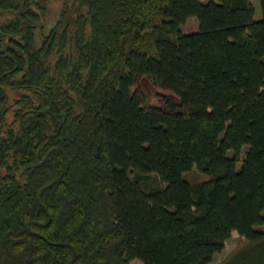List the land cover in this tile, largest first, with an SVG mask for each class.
<instances>
[{"label":"trees","instance_id":"trees-1","mask_svg":"<svg viewBox=\"0 0 264 264\" xmlns=\"http://www.w3.org/2000/svg\"><path fill=\"white\" fill-rule=\"evenodd\" d=\"M43 1L0 0V264H210L234 232L263 240L264 0L259 20L65 0L46 34ZM146 78L175 98L149 104Z\"/></svg>","mask_w":264,"mask_h":264},{"label":"rangeland","instance_id":"rangeland-1","mask_svg":"<svg viewBox=\"0 0 264 264\" xmlns=\"http://www.w3.org/2000/svg\"><path fill=\"white\" fill-rule=\"evenodd\" d=\"M201 2H207L209 0H200ZM65 0H44L45 15H44V34H46L52 27L55 26L60 18ZM251 4L254 8V19L259 20L261 17L258 0H251ZM198 30V23L194 18H190L181 27V31L184 34L196 32ZM38 36V34H37ZM147 98V102L155 107H161V97L175 98L172 93L162 91L158 89L153 82L146 78L139 86ZM9 120L11 117L9 116ZM247 148H242L240 157L243 159ZM232 155L231 152L228 153ZM3 174V170L0 171ZM184 179L190 184L204 182L208 179L207 176L198 172L193 168L189 173L183 175ZM256 230L264 231V227H257ZM210 264H264V239L257 243H249L243 237L237 233H232L229 240L224 244V249L220 254H217Z\"/></svg>","mask_w":264,"mask_h":264}]
</instances>
